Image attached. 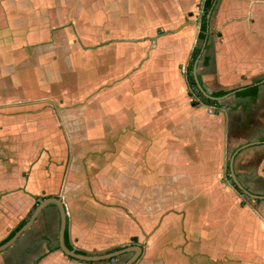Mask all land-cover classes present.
<instances>
[{"label": "crops", "instance_id": "obj_1", "mask_svg": "<svg viewBox=\"0 0 264 264\" xmlns=\"http://www.w3.org/2000/svg\"><path fill=\"white\" fill-rule=\"evenodd\" d=\"M204 1L0 0V243L56 197L72 249L264 264V198L232 178L264 195V0H213L202 38ZM194 47L217 110L190 95ZM58 228L47 203L0 264L131 255L71 258Z\"/></svg>", "mask_w": 264, "mask_h": 264}, {"label": "water", "instance_id": "obj_2", "mask_svg": "<svg viewBox=\"0 0 264 264\" xmlns=\"http://www.w3.org/2000/svg\"><path fill=\"white\" fill-rule=\"evenodd\" d=\"M211 13V9L208 12L207 16L209 17ZM195 66V64H194ZM195 72V68H194ZM195 74V73H194ZM200 89L205 95H209L207 92H205L201 85L198 83ZM232 178L236 184V186L241 189L242 193L249 195L254 198H264V195H256L253 194L247 190H245L240 183L236 180L234 174H232ZM53 202L58 207L59 211V228H58V246L59 249L67 256L81 260V261H101V260H107L112 259L113 257L119 256L121 254H124L126 252H130L131 255L126 258L123 262L120 264H132L140 255L141 253V247L138 244H130L126 245L124 247H121L119 249L110 251V252H94V253H80L76 252L74 249L68 248L65 244L64 240V233L66 228V211L65 207L61 201L60 198L56 197H47L39 201V203L35 206V208L32 210L28 218L24 221L23 224H21L7 239L2 241L0 243V251L6 249L9 245H11L13 242L17 240V238L32 224L36 216L39 214L41 209L47 204Z\"/></svg>", "mask_w": 264, "mask_h": 264}, {"label": "trees", "instance_id": "obj_3", "mask_svg": "<svg viewBox=\"0 0 264 264\" xmlns=\"http://www.w3.org/2000/svg\"><path fill=\"white\" fill-rule=\"evenodd\" d=\"M213 4H214V1L213 0H205L204 1L203 14L201 15L200 31H199L198 37H202L203 38L206 35L205 34V30H206V28L208 26L207 13H208L209 9L213 6ZM200 49H201L200 47H194V49L191 52V55H190L189 61L187 63V66H186V71H187V75H188L189 86H191V85H198V83H199L198 80H197L196 75L192 73V70L194 69L193 63L197 59L198 55L200 54ZM254 88H255L254 86H249L247 88H243L240 92H238V94H241V95H254V93H253ZM229 91L230 90H217V91L211 92L209 95H205V94H203V93H201L199 91L198 96L200 97L201 101L204 104H213V103H216L217 104L218 100L222 96H224L225 94H227ZM23 223H24V220L22 222H20L18 224V226L13 231H15ZM13 231H12V233H13ZM65 238H66V229H65V233H64V240H65ZM65 244H66V246L68 248H71V246L67 245V242L66 241H65ZM119 248L120 247L110 248V249H107L104 252H110V251H113V250H116V249H119ZM49 249H51V248H49ZM74 250L76 252L85 253L83 250H80V249H74ZM113 258H116V257H113ZM105 261H110V259H107Z\"/></svg>", "mask_w": 264, "mask_h": 264}, {"label": "built area", "instance_id": "obj_4", "mask_svg": "<svg viewBox=\"0 0 264 264\" xmlns=\"http://www.w3.org/2000/svg\"><path fill=\"white\" fill-rule=\"evenodd\" d=\"M186 68V67H185ZM185 71V70H184ZM200 87L199 85H191L190 88H189V91H190V95L194 98H197L198 97V93L200 91ZM208 109L210 110H217V104L216 103H213V104H209V107Z\"/></svg>", "mask_w": 264, "mask_h": 264}, {"label": "rangeland", "instance_id": "obj_5", "mask_svg": "<svg viewBox=\"0 0 264 264\" xmlns=\"http://www.w3.org/2000/svg\"><path fill=\"white\" fill-rule=\"evenodd\" d=\"M199 2V1H198ZM198 4V3H197ZM201 13V10H200V8H199V6H198V8H196L195 10H194V15L197 17L198 16V14H200ZM200 17H201V15H200ZM242 197H243V199L245 200L246 199V197L244 196V195H242Z\"/></svg>", "mask_w": 264, "mask_h": 264}]
</instances>
